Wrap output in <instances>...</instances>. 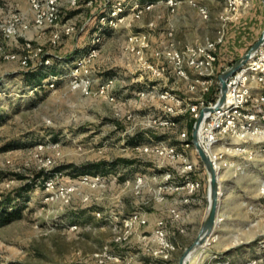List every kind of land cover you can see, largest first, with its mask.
<instances>
[{"label": "rangeland", "instance_id": "374dc122", "mask_svg": "<svg viewBox=\"0 0 264 264\" xmlns=\"http://www.w3.org/2000/svg\"><path fill=\"white\" fill-rule=\"evenodd\" d=\"M87 1L71 6L64 0L57 24L36 27L28 0H0V28L17 12L29 24L28 29L19 27L15 36L0 40L4 46L0 52V207L12 204L22 211V217L0 223V264L159 263L162 245L155 229L160 218L169 221L167 238L177 247L172 263L179 264L201 227L209 201V175H202L207 182L206 203L194 230L187 221L171 225L167 211L180 207L181 195L159 187L163 171H173L179 180L180 165L160 156L156 147L162 141L180 145L183 131L192 136V117L184 113L177 126L161 125L157 119L166 115V101L146 89L157 82L169 86L178 81L181 98L193 101L199 93L185 89L188 83L179 80L172 64L164 76H154L145 60L157 62L156 52L170 42L166 24L179 44L176 29L183 41L195 39L194 34L202 41L214 39L226 2L196 0L210 10V18L204 19L186 0L175 11L161 0ZM119 2L127 6L125 19L119 22V32L110 36L98 32L100 51L87 66L92 80V92L87 94L82 72L78 78L72 76L75 61L91 46L79 32L93 25L94 29L107 27L101 18ZM148 2L155 5L141 18H133L131 8ZM67 27L74 28L70 35L65 34ZM263 30L264 4L254 0L251 9L232 23L217 70L227 69L242 57ZM142 31L148 34L150 46L138 53L131 50L130 38ZM57 33L60 40L53 46ZM106 37L109 41L104 44ZM27 41L54 55L51 71L57 68L53 75L59 77L54 87L47 77L38 82L37 75L45 76L49 68L39 60L33 59L25 68L20 61L4 57V52L23 53ZM111 76L117 78L114 100L96 94ZM194 149L193 158L203 171L205 166ZM229 158L247 163L239 154ZM103 160L107 163L97 170L94 163ZM42 170L45 177H38ZM230 170L235 174L221 179L225 196L221 197L219 224L190 264H264V154L244 171ZM13 207L8 208L14 211ZM134 212L143 213L148 221L128 229L124 219ZM179 224L189 228L179 233L175 228Z\"/></svg>", "mask_w": 264, "mask_h": 264}, {"label": "built area", "instance_id": "2783aa9c", "mask_svg": "<svg viewBox=\"0 0 264 264\" xmlns=\"http://www.w3.org/2000/svg\"><path fill=\"white\" fill-rule=\"evenodd\" d=\"M34 13L33 22L36 27L55 25L60 18V7L64 0H28ZM71 6H78L81 0H67ZM96 0H88V4ZM169 4L172 11L183 2V0H161ZM191 5L198 8V11L204 19L210 18V10L205 5H200L196 0H186ZM226 8L219 15L220 24L217 29V35L214 39L195 40L179 46L174 38V31L169 29L167 43L163 51L156 52L157 62L145 60L146 68L154 76H164L170 65L174 66L177 76L188 83V89L192 93H199V96L193 101H188L179 96L174 89H158L156 85L151 84L146 91L156 93L164 101L166 115L160 116L157 120L163 126L175 127L179 124V116L189 113L192 118L200 115L201 109L206 106H215L220 96L221 86L217 70L219 53L221 47L225 44L229 29L232 23L237 22L250 10L254 0H225ZM155 4L148 2L145 4H136L131 8V15L139 19L150 10ZM127 6L122 2L114 7L107 15L101 18L104 25L117 28L119 22L125 19L124 12ZM21 29H28L29 24L25 21V15L21 12L14 13L12 21L6 26L0 28V40L4 37H13ZM100 27V30H102ZM73 27H67L65 34L70 35ZM60 35L57 33L52 39V45L59 43ZM131 50H137L138 53L150 46L149 36L142 31L133 34L130 38ZM101 36L97 34L93 39L91 46L74 63L75 69L72 76L78 78L82 75L81 81L85 93L90 94L92 80L89 77L88 64L98 55L100 51L99 44ZM3 45L0 43V52H3ZM3 54V53H2ZM6 59L18 60L25 67L31 66V61L36 59L41 62L45 68L53 64L54 55L45 51L42 46H35L32 42L25 43L24 52H4ZM60 57H58L59 59ZM148 59V58H147ZM163 61V62H161ZM57 74H51L47 77V82L54 87ZM116 77H109L102 82L96 89V94L105 95L115 99L113 89L116 85ZM139 93H145L140 91ZM201 137L205 148L210 153L217 171L220 176L228 169L244 171L249 162L254 161L259 154H264V42L253 56L241 66V68L228 78V101L223 108L215 110L203 122L201 127ZM181 143L170 144L162 141L156 147V152L170 161L179 163V180H176V174L171 171H163V184L160 189L163 192L182 193V201L185 204H192L194 197L203 189L204 181L198 175L199 165L194 160L195 146L191 141V134L183 131L180 134ZM44 145L40 144V148ZM239 154L245 159V165L238 163L236 159L229 158V155ZM51 159L47 158L46 163ZM45 163V164H46ZM99 174L97 178H99ZM154 178H158L156 175ZM140 180H142L140 178ZM48 183V182H47ZM48 184H51L50 182ZM261 190L264 193V182ZM171 225L180 222L183 219V211L177 206L169 208ZM147 219L141 212H134L125 217V226L128 229L136 225H144ZM169 221L160 218L157 220L155 234L160 239L162 249L160 255L162 262L155 264H173L172 254L176 250L174 242L167 238ZM184 231V229H181Z\"/></svg>", "mask_w": 264, "mask_h": 264}, {"label": "water", "instance_id": "95a60500", "mask_svg": "<svg viewBox=\"0 0 264 264\" xmlns=\"http://www.w3.org/2000/svg\"><path fill=\"white\" fill-rule=\"evenodd\" d=\"M263 4H264V0ZM264 42V30L261 36L255 41V43L246 51V53L236 60L230 67L225 69L219 74L220 80V96L215 106H206L201 109L200 115L196 118L193 130L192 139L202 163L204 164L207 173L209 175V201L207 210L199 229L197 237L190 246L185 248L182 253L179 264H190L193 256L202 247L205 242L213 235L217 225L219 224V208L222 197V184L220 179V173L217 171L213 159L205 148L201 137V127L205 119L213 113L215 110L223 108L227 105L228 101V78L238 71L243 64H245L253 54L260 48Z\"/></svg>", "mask_w": 264, "mask_h": 264}, {"label": "crops", "instance_id": "0c3cea01", "mask_svg": "<svg viewBox=\"0 0 264 264\" xmlns=\"http://www.w3.org/2000/svg\"><path fill=\"white\" fill-rule=\"evenodd\" d=\"M97 1V0H96ZM99 4V3H98ZM167 5V4H166ZM97 6V5H96ZM169 6V5H168ZM170 7V6H169ZM171 9V8H170ZM178 14H179V11H178V13H176V14H174V15H177L178 16ZM198 14L200 15V16H202L201 14H200V12H198ZM173 15V16H174ZM167 26H166V30L168 31L169 30V27H168V24H166ZM94 27H95V25H93V27H91L90 29H87V30H85L83 33H82V31H80L79 33H82L81 34V37L80 38H83V39H86L87 41V43H91L92 44V42H93V39H92V37H94L95 35H97L98 34V32H101L104 36L106 35H108V36H110V35H112V34H114V33H116V32H119L118 30L119 29H117V28H114V27H110V26H107V27H103V28H101L102 30H100V27H98V28H96V29H94ZM93 28V29H92ZM199 29H197L196 31H198ZM92 31V32H91ZM166 31V32H167ZM176 38L179 40V41H181V42H184V44L185 43H188V42H191V41H195V40H200V38L201 37H198L197 38V36H199V35H195L194 34V36H193V38H195V39H193V40H191V41H183V40H181L182 39V37H180V36H178V34H179V32H178V30L176 29ZM167 36V35H166ZM180 38V39H179ZM92 39V40H91ZM89 40V41H88ZM108 41H109V39L106 37V40L104 41V44L106 43H108ZM180 42V44L181 45H183V43H181ZM48 71H50V73H51V66L48 68ZM53 71V70H52ZM55 71H57V68H56V70ZM55 71H53V72H55ZM54 74V73H53ZM174 77H176V75H174ZM176 79H178L177 77H176ZM179 80H181L182 82H183V80L182 79H180L179 78ZM176 82H178V81H174V82H172L169 86H167V85H164V86H162L161 85V83L160 82H157L156 84H154V85H156V88H158L159 90L160 89H167V88H169V89H174V90H177V92H178V90H180V87H178L177 85H176ZM184 83H186L185 81H184ZM184 85V84H183ZM186 90H189L188 89V87L187 88H185ZM206 172H207V170H206V168L203 170V171H201V168L199 169V171H198V175L201 177V178H203L202 177V175L203 174H206ZM235 173L233 172V171H231L230 169H228V170H226L221 176H220V179H222L223 180V176H233ZM203 181H204V178H203ZM223 183V181H221V184ZM206 188H207V182L206 181H204V186H203V189L194 197V200H193V203L192 204H185L184 203V201H182V197H183V195L184 194H182V193H177V194H180L181 195V197H180V207H178L179 209H181L182 211H183V219L180 221L181 223H183V224H185V222L187 221V222H189L190 224H191V229L192 230H194V228L196 227V225H197V223H198V221H199V219H200V217H202V213H203V210H204V208H205V204L204 203H206ZM172 194V193H171ZM225 196V194H222V196ZM221 200H223V198H221ZM225 200V199H224ZM220 205H221V202H220ZM189 208H191V209H189ZM169 210V209H168ZM206 210H207V208L205 209V211H204V215H203V219H204V216H205V213H206ZM219 210H220V208H219ZM168 212V216L170 217V214H169V211H167ZM201 220V219H200ZM202 222H203V220H202ZM202 225V224H201ZM184 225H181V224H179V225H177L175 228H177L176 229V231H178L179 233H181V232H184V231H182L181 229L183 228H186L187 227V229L189 228V226H186V227H183ZM155 227V226H154ZM150 230H153V229H150Z\"/></svg>", "mask_w": 264, "mask_h": 264}, {"label": "trees", "instance_id": "16d2710c", "mask_svg": "<svg viewBox=\"0 0 264 264\" xmlns=\"http://www.w3.org/2000/svg\"><path fill=\"white\" fill-rule=\"evenodd\" d=\"M85 30H83L82 31V33L84 32ZM81 33V34H82ZM227 41V40H226ZM220 56V55H219ZM58 58V57H57ZM219 59H220V57H219ZM58 60V59H57ZM234 63V61H232V63L231 64H233ZM44 71H45V69H44ZM53 71H55L54 69H53ZM53 71H51V73H50V71H48L47 73H46V75L44 76L43 74H41V75H37L38 76V78H39V80H38V82H41L44 78H46V77H49L51 74H53V73H57L56 71L55 72H53ZM224 71V70H223ZM218 72H222V71H220V70H218ZM40 74V73H39ZM41 80V81H40ZM39 85H41V83L39 84ZM42 86V85H41ZM194 122H195V119L194 118H191V121H190V123H189V126H190V128H191V130L193 129V125H194ZM192 137V136H191ZM124 160H126V161H130V160H128V159H124ZM107 162L106 161H99V162H96V163H94V166L96 167V169L97 170H99L101 167H103V165H105ZM96 170V171H97ZM96 174V173H95ZM45 175H46V173H45V171L44 170H42V171H40L39 172V174H38V177H45ZM12 201V200H11ZM12 203V202H11ZM8 207H13V205L12 204H9L6 208H4V209H1L2 207H0V223H5V222H10V221H12V220H14V219H17V218H20V217H22V211H21V209H18V208H16L15 209V207H13L14 209V211H10V209L8 208Z\"/></svg>", "mask_w": 264, "mask_h": 264}, {"label": "bare ground", "instance_id": "6f19581e", "mask_svg": "<svg viewBox=\"0 0 264 264\" xmlns=\"http://www.w3.org/2000/svg\"><path fill=\"white\" fill-rule=\"evenodd\" d=\"M206 242H207V241H206ZM206 242H205V243H206Z\"/></svg>", "mask_w": 264, "mask_h": 264}]
</instances>
